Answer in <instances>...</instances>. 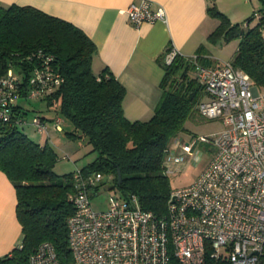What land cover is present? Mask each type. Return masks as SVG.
<instances>
[{"label": "trees", "instance_id": "trees-1", "mask_svg": "<svg viewBox=\"0 0 264 264\" xmlns=\"http://www.w3.org/2000/svg\"><path fill=\"white\" fill-rule=\"evenodd\" d=\"M209 1V16L222 22L208 40L226 42L238 37L230 61L264 90V0H260V18L252 27L229 22L216 1ZM254 13L245 21L254 19ZM95 51L93 41L67 20L28 5H0V77L12 69L24 86L40 61L38 53L52 57L51 63L63 81L42 99L53 115L41 116L46 120L60 116L63 123L71 122L73 128L65 131L66 135L85 139L91 152L97 153L82 167L57 175L54 167L59 156L48 143V136L36 142L24 134L15 118L28 114V108L23 100L14 105L11 122L0 123V171L15 189V211L22 237L19 244L0 257V264H29V256L44 241L52 243L61 264H73L67 220L74 212L71 198L76 170L81 174L109 175L111 189L121 196L135 194L141 208L157 217L167 213L172 187L165 173V158L174 140L186 131L187 119L198 113L196 106L203 96L194 75V62L203 66L216 63L204 54V45H200L195 58L177 54L168 64L164 62L165 51L157 59L163 68L162 94L154 112L148 120H131L122 107L124 86L106 69L99 75L93 73ZM103 183L102 179L99 185ZM168 264L181 263L171 256ZM201 264L230 263L225 258L210 257L206 251ZM258 264H264V255Z\"/></svg>", "mask_w": 264, "mask_h": 264}, {"label": "built area", "instance_id": "built-area-1", "mask_svg": "<svg viewBox=\"0 0 264 264\" xmlns=\"http://www.w3.org/2000/svg\"><path fill=\"white\" fill-rule=\"evenodd\" d=\"M126 13L135 28L166 21L163 6L152 0L131 3ZM259 18L255 12L254 19ZM177 54L171 46L164 62ZM37 58L24 86L12 69L0 77V123L11 122L19 100H42L63 81L52 57L39 52ZM194 66L203 91L197 112L218 119L222 128L213 136L175 139L165 158V173H172L184 155H193L198 142L215 149L208 165L192 184L172 188L162 217L142 209L135 194L124 197L118 192L107 209L95 210L91 198L98 194L103 175L76 170L74 212L67 220L73 264H168L171 256L181 264H201L206 251L230 264H258L264 255V92L230 60ZM26 116H16L15 123L30 124L48 136L62 131L60 116L46 120L35 113L30 121ZM28 263L61 264L48 241L37 247Z\"/></svg>", "mask_w": 264, "mask_h": 264}, {"label": "crops", "instance_id": "crops-1", "mask_svg": "<svg viewBox=\"0 0 264 264\" xmlns=\"http://www.w3.org/2000/svg\"><path fill=\"white\" fill-rule=\"evenodd\" d=\"M139 1L0 0V5L32 6L80 28L96 46L93 73L99 75L104 69L111 72L125 88V116L148 120L162 94L163 68L158 57L171 46L179 54L192 57L204 45V54L218 63L205 46L216 23L207 12L209 0H152L154 5L163 6L166 21L145 22L135 28L126 9ZM15 206V189L0 171V257L8 254L22 237Z\"/></svg>", "mask_w": 264, "mask_h": 264}, {"label": "rangeland", "instance_id": "rangeland-1", "mask_svg": "<svg viewBox=\"0 0 264 264\" xmlns=\"http://www.w3.org/2000/svg\"><path fill=\"white\" fill-rule=\"evenodd\" d=\"M218 10L223 12L229 22L248 24V27L255 25V19L249 22L245 20L254 12H258L261 7L260 0H215ZM245 21V22H244ZM222 22V19L215 18L216 27ZM215 27V28H216ZM239 38L232 37L228 41L219 40L213 42L207 40L205 46L210 48L214 58L218 62H227L232 59ZM261 92H264L262 90ZM28 108L27 120L32 119L33 114L51 116L53 112L46 108L44 100L21 101ZM186 131L183 132L180 139L183 142L191 141L200 136H213L221 130L222 125L218 119H206L199 113L191 115L185 122ZM62 132L50 131V135L39 134L35 128L30 125H24L20 130L36 142L44 141L47 136L48 143L55 149L59 159L54 167L57 175L73 171L88 162L92 161L97 153L91 152V146L82 138H69L65 131L72 130L71 122L65 121L62 125ZM212 145V144H211ZM210 144L198 142L194 147L193 155H184L182 161L176 169L168 174L170 185L172 188H180L192 184L206 168L212 158L215 149ZM103 185L99 188L98 194L91 198L92 207L95 210H105L108 208L110 197L116 192L111 189L112 181L109 175H103Z\"/></svg>", "mask_w": 264, "mask_h": 264}, {"label": "water", "instance_id": "water-1", "mask_svg": "<svg viewBox=\"0 0 264 264\" xmlns=\"http://www.w3.org/2000/svg\"><path fill=\"white\" fill-rule=\"evenodd\" d=\"M117 177H118V181H120V179H121L120 171H118V175H117Z\"/></svg>", "mask_w": 264, "mask_h": 264}]
</instances>
